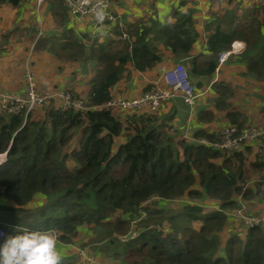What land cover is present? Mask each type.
<instances>
[{"label": "trees", "instance_id": "trees-1", "mask_svg": "<svg viewBox=\"0 0 264 264\" xmlns=\"http://www.w3.org/2000/svg\"><path fill=\"white\" fill-rule=\"evenodd\" d=\"M0 1L17 7L23 3ZM175 15L174 24L131 26L128 38L119 43L97 39L87 46L67 29L55 52L68 60L91 59L98 66L86 102L78 93H70L73 100H83L87 109L50 105L43 116L35 114L36 108L29 113L0 112V153L7 151V160L0 165V229L6 236L53 229L57 242L71 244L89 229L96 235L81 246L100 250L117 259V264H264L263 223L247 227L245 237L231 233L225 257L217 256L220 234L228 222L223 210L237 205L234 195L264 197V161L247 164L241 151L227 156L210 146L177 141L169 132L171 115L134 114L123 122L105 106L128 62L145 71L162 60L159 43L177 56H190L199 37L193 10ZM213 26L207 24L206 29ZM237 38L247 42L250 72L264 75L261 26L224 29L218 25L208 36L212 55L193 57L190 74L211 78L218 55L230 50ZM220 95L217 104L224 108L222 99L228 93ZM227 116L238 124L234 112ZM79 133L78 146L73 147ZM122 134L127 139L114 152L115 138ZM70 160L77 166L71 168ZM254 176L260 177L255 191L246 186ZM197 177L203 197L220 201L221 210L207 211L192 203L203 194L194 188ZM37 197L44 201L34 205ZM154 198L190 202L161 209L149 203ZM165 222L168 227H163ZM194 222L202 224L197 229Z\"/></svg>", "mask_w": 264, "mask_h": 264}, {"label": "crops", "instance_id": "crops-1", "mask_svg": "<svg viewBox=\"0 0 264 264\" xmlns=\"http://www.w3.org/2000/svg\"><path fill=\"white\" fill-rule=\"evenodd\" d=\"M83 4H89L95 0H77ZM62 3L63 5H59ZM38 9V12H37ZM193 10V18L195 22V29L199 33V37L193 45V49L189 57L182 58L175 55V53L167 48L163 43H159V48L162 52V60L157 65L145 71L137 70L132 62H128L127 71L124 73L120 81L112 89V99H129L136 96H140L143 93L150 90L156 84L163 86V70L175 67L179 62H184L190 72L191 59L193 57L208 58L212 55V52L208 50L207 41L210 31L218 25L224 29L244 28L250 26L251 28H258L261 26L262 32H264V0H117L113 1L111 12L116 17L114 23L107 22L106 24H97L96 21L89 17L82 23H77L73 20V17L66 5L65 0H47L44 3L39 4L38 0H23L22 5L13 6L6 2L0 1V91L17 89L20 92L22 79L19 77V71L17 68L21 66L20 58L24 52L27 51L29 41L35 39V46L39 52L31 53L32 57H41L44 52L50 66L54 69L58 68L60 63L63 64L61 57L55 52L56 42L61 39V36L67 32V29L74 32L79 36L87 46H90L94 40L100 42H113L119 43L123 41V35L128 34L131 26H140L144 23L151 24V22L176 23V12H186ZM213 23V28L207 30V24ZM239 45L242 47L241 52L233 53L229 59L219 64V55L217 57L218 66L213 76H195L191 75V78L197 84V91L200 93L198 103L196 106H190L184 102L181 96L174 97L159 108L157 114L160 117L171 115L172 120L170 126L176 129V132L171 133L177 141L181 133H190L194 136L206 137L210 140H217L219 138L222 128L228 126L231 123L227 113L234 112L239 120V126H251L256 124L244 125V121L241 119V111L229 102V98L233 93L232 87L243 88L242 84L247 82L251 87H255L260 81L255 77L249 75L248 63H247V42L243 38H237L233 45ZM232 45V47H233ZM15 47V50H14ZM231 47V48H232ZM35 48V47H34ZM230 48V49H231ZM245 55V60L243 57ZM66 59V58H65ZM68 60V59H67ZM78 61L81 60H70ZM89 65L96 62L89 60H82L81 63ZM217 72V74H216ZM81 73V83L75 86L71 93H78V97L82 98L85 102L89 98V92L91 88L92 77L87 79L86 72L81 69L78 70V74ZM39 80L37 81V84ZM216 84V85H215ZM204 89L200 91L199 89ZM39 89V90H38ZM59 90L64 92L63 87ZM37 90L41 91V88L37 85ZM210 90L209 96L205 95ZM225 91L228 95L222 99L225 103V107L218 106L217 102L221 95L220 93ZM40 93V92H39ZM203 95V96H202ZM202 96V97H201ZM57 98V104L55 106L62 105ZM63 101V100H62ZM36 107L34 110L37 116L44 115V109ZM39 108V109H38ZM100 109V106L95 107ZM113 113L126 122L131 115H145L150 113L148 107H143L135 111H126L120 108L112 109ZM1 112V110H0ZM202 113V115H201ZM219 115H223L227 120V124L220 122ZM221 126V127H220ZM201 131H205L206 134H199ZM80 133L77 134L72 142L73 147L78 146V140ZM127 137L123 134L115 138L114 152L117 151L120 144L126 141ZM262 143L247 144L242 152L245 156L246 163L258 161V149ZM264 144V142H263ZM182 152V150H181ZM223 153V152H222ZM183 154V153H182ZM227 156L232 154L223 153ZM219 158L217 161L219 162ZM71 168L77 166V163L70 160L68 162ZM260 177H253V186L249 187L255 191V182ZM248 185V184H247ZM246 185V186H247ZM254 187V188H253ZM195 189L200 190L203 193V188L200 185V180L197 177L195 182ZM194 198L192 203L203 206L205 209L210 208L212 210H221V202L210 197ZM254 197L262 198L263 195L254 194ZM234 198L237 202H242V195L235 194ZM157 199V198H156ZM181 200L183 198H180ZM173 200L176 202L177 200ZM161 204L164 202H172L163 199H157ZM43 198L37 197L34 201V205L42 203ZM7 204H11V201H7ZM170 207V205H166ZM159 207V206H158ZM175 208L177 206H174ZM162 208V207H161ZM207 211H212L208 210ZM228 215L227 226L222 230L220 234L221 243L217 256L225 257L226 255V242L231 233H238L242 237L246 235L242 232V227L236 229L238 224H242L238 220L235 212V208L223 210ZM201 222H194L195 228L201 226ZM264 228V223H263ZM94 230H85L75 239L71 244H63L57 242L58 250L62 255V264H116L118 260L114 257L107 255L100 250H94L91 247H83L81 244L87 241L90 237L95 236ZM93 258V262H89V258Z\"/></svg>", "mask_w": 264, "mask_h": 264}, {"label": "built area", "instance_id": "built-area-1", "mask_svg": "<svg viewBox=\"0 0 264 264\" xmlns=\"http://www.w3.org/2000/svg\"><path fill=\"white\" fill-rule=\"evenodd\" d=\"M47 0H38V3H44ZM113 1L117 0H95L89 4H83L77 0H65L66 5L77 23L84 22L87 18H93L97 24H106L116 20L111 12ZM127 39L128 34L123 35ZM233 45V44H232ZM242 47L233 45V47L219 54V64L227 61L233 53L241 52ZM27 80L29 86L25 93H9L0 91V110L8 113H26L34 110L38 106H44L47 96L37 91L34 82V73L27 67ZM164 85L156 84L150 90L140 96L129 99H111L106 103L109 109L120 108L126 111H135L143 107H148L150 113H157L161 105L177 96H181L185 103L190 106H196L200 93L197 91L195 84L191 79V74L187 66L178 63L175 67L163 70ZM64 107L73 106L75 109L86 110L87 107L83 100H73L70 94H61ZM170 133L176 132L174 127L169 129ZM178 140L187 141L193 144L206 145L216 148L229 154L243 151L247 144L262 143L258 149L257 160L264 161V125L239 126L229 124L222 128L217 140H210L206 137L194 136L190 133H181ZM7 160V151L0 153V165ZM239 205V204H238ZM245 205L241 203L236 209V216L248 227L258 225L264 222V217H253L244 213ZM167 231V229H165ZM136 235V232L133 233ZM58 241V233L55 232ZM6 237L5 230L0 229V239ZM93 262V258H89Z\"/></svg>", "mask_w": 264, "mask_h": 264}, {"label": "rangeland", "instance_id": "rangeland-1", "mask_svg": "<svg viewBox=\"0 0 264 264\" xmlns=\"http://www.w3.org/2000/svg\"><path fill=\"white\" fill-rule=\"evenodd\" d=\"M37 12H38V9H37ZM14 50H15V47H14ZM27 51L29 52L25 51L23 56L20 58L21 66L17 68V70L19 71V77L22 79L20 92L17 91V89H13V90L7 89L5 90V92L25 93L26 88L29 86L28 85L29 81L27 80V74H28L27 67H28L30 71L34 73L35 85L36 86L38 85L42 90V92L38 91L39 89L37 91L40 92L42 95L47 96L46 104L40 107L43 109L52 104H57V98L60 99L59 101L61 103H63L62 101L63 98L61 97V94L63 93L59 91L61 90L60 88L63 87L64 89H67V90H64V92L71 93V90H74L75 86H78V83H81L82 81L80 79L81 73L78 74V70L83 69L86 72L87 79H90L91 77H92L91 79H93V77L98 72V66H95V64L89 65V63L86 62L83 65L81 61H78L79 63H77L76 61H70L65 58H61L60 61L63 64L60 63L59 67L54 69L53 67L50 66L51 64L47 62L49 61V59L43 56L45 55L43 51H42L43 55L41 57H32L34 52L35 54L39 52L38 48L35 46V39L34 40L32 39L31 41H29ZM31 53H32V56H31ZM245 55L242 56L243 61H246ZM179 63L184 64V62L182 61ZM248 71H249L250 76L255 77L260 82L256 84L255 87H251L250 84H248L247 82L242 84L243 88L232 87L233 93L231 94V97L229 98V102L232 105L236 106L241 111V119L245 120L244 125H247V124L264 125V75L262 76L259 75L260 76L259 77L256 74L251 73L249 68H248ZM191 79L193 83L195 84V86L197 87V84L194 81V79L193 78ZM38 80H39V83L37 84ZM199 90L203 91L204 89L200 88ZM209 93H210V90L205 95V97L209 96ZM64 94L66 95L67 93H64ZM157 113H151V114L157 115L158 117H160V115ZM219 117H220V122H222V124L228 123V120L223 115H219L218 118ZM253 184L254 182L252 179L249 181L247 187L248 188L252 187ZM189 202H190L189 199H185L183 201L180 199V200H177L176 202L174 201L166 202V205H170L171 208H173L174 206L181 207L183 204L189 203ZM149 203H152V205L154 206L156 205L157 207L158 206L162 207L161 209L167 208L164 202L161 204L156 198L150 200ZM241 203L245 205L244 213L246 215L253 216V217H264V202L262 201L261 197H258L256 199L254 197V194H252V195H249V197L242 198V202H239V205ZM239 205L237 202V205L234 208L236 209ZM206 209L212 210L210 208H206ZM168 226L169 224L166 222L163 225V227H168ZM158 227L160 226L158 225ZM241 227H242L241 231L245 232L244 228H247L248 226L242 222V224H238L236 229L238 230ZM132 230H133V225H132ZM122 239L124 238L122 237ZM86 261L84 262V264H88V262L86 263Z\"/></svg>", "mask_w": 264, "mask_h": 264}, {"label": "clouds", "instance_id": "clouds-1", "mask_svg": "<svg viewBox=\"0 0 264 264\" xmlns=\"http://www.w3.org/2000/svg\"><path fill=\"white\" fill-rule=\"evenodd\" d=\"M0 264H62L53 229L16 231L0 241Z\"/></svg>", "mask_w": 264, "mask_h": 264}]
</instances>
